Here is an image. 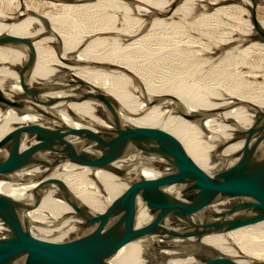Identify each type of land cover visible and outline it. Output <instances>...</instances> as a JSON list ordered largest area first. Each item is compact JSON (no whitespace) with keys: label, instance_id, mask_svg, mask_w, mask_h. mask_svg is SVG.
<instances>
[{"label":"bare ground","instance_id":"obj_1","mask_svg":"<svg viewBox=\"0 0 264 264\" xmlns=\"http://www.w3.org/2000/svg\"><path fill=\"white\" fill-rule=\"evenodd\" d=\"M23 1L13 2L16 12L12 8L6 12L0 11V36L22 38L31 45L30 49L0 46V141L15 133L41 129L57 132L54 135L56 137L61 136L64 131L89 136L116 131L111 114L97 100L76 101V97L83 95V92L72 87L61 89V84L84 87V93H93V90L101 92L121 126L149 128L164 133L175 142L187 159L211 176L224 173L255 134H264V117L259 115L260 111H264V94L256 92L257 96L254 97V94L252 97L243 92V86L248 80H245L246 77H264V59H259L257 65L250 63L255 55L264 54V41L257 40L259 34L251 22L252 11L264 5V0H236L239 7L248 8L249 19L246 24H239V21L238 26L229 33L226 31L227 37L218 40L212 47L208 45V55L197 62L195 70L187 72L186 69L182 71L181 68L179 70L173 67L177 70L172 71L165 82L161 80V84L156 81L158 78H153L155 72L152 75V71H148L149 66H145L146 63L151 67L159 66L161 62L177 60L175 55H178L177 58L180 55L187 58V54L194 51L180 47H189L187 41V44L184 41V44H180L177 39L155 40V35L160 34L156 32L167 27H178L179 24L175 20L170 22V19L183 10L186 12L195 2L205 1L208 5L217 6L219 2L227 0H183L176 7L179 0H159L151 9L148 8L153 3L144 8L148 3L145 2L146 5L142 7L141 3L138 5L140 0L129 1L131 3L126 0L47 2L53 7H61V1L71 2L64 3L65 6L62 7L75 18L84 17L81 24L86 26L84 29L80 27L83 29H80V37L68 31V27L64 25L66 22L62 24L56 18L44 16V25L32 14L37 10L26 7ZM109 9H118L126 16V24L121 26L123 28H117L114 24L109 27L105 23L106 27L101 24L104 22H91L102 11ZM228 10V6L223 5L212 11L213 14L209 10L208 14L210 18L211 15L212 18L217 16L216 14H226L228 17ZM165 13L168 15L159 16ZM203 14L202 17L205 18L206 13ZM105 15L108 16L106 13ZM135 15L144 18L138 19ZM217 17L221 18L219 15ZM222 18L220 21L224 20ZM214 21L216 17L212 23ZM220 21H217L220 24H215H223ZM258 22L259 28L264 31V24L259 20ZM207 25L204 24L206 28ZM107 31L120 36L113 39L97 36ZM173 34L176 35H171ZM93 36L97 37L91 40ZM120 41L125 43L124 46H121ZM70 44L76 46L71 48ZM155 45L158 47L154 48ZM202 46L206 48L204 44ZM141 57L146 59L145 64L139 61ZM217 59L218 62H215ZM174 62L170 66L166 65L167 70ZM230 63L236 66L234 73L227 71ZM187 66H190L189 63ZM26 67H29L27 81L40 90L33 91L25 84L22 73ZM169 72L167 71L168 74ZM227 80L231 83L227 84ZM3 98L9 99L11 103L3 102ZM16 99H19L21 106L15 104ZM186 115L194 116V121L185 117ZM257 121L260 123L258 132ZM197 137L204 138L205 141L197 140ZM61 148L70 149L68 144ZM20 155L21 152H14L8 161H17ZM98 155L100 152L93 153V156ZM130 169L133 177L128 174L127 170ZM167 170L168 165L161 151L150 143L127 161L112 152L97 165L59 162L42 168L29 164L6 177H0V194L19 207H25L32 201L33 190L38 185L60 184L70 191L81 208L102 216L123 203L146 195L139 189L138 179L152 185ZM118 171L120 175L116 173ZM42 173L45 176L41 179L39 176ZM233 205L232 198L217 197L203 203L184 219L187 222L215 220V214ZM178 212L179 210L169 212L166 220H175ZM76 215L63 195L57 189L50 188L40 192L33 207L23 215V220L40 248L54 250L81 233L83 221ZM10 242L11 231L0 220V244ZM97 259L107 264H219L222 260L229 264H260L264 263V218L225 233L204 237H134L123 232L98 254Z\"/></svg>","mask_w":264,"mask_h":264},{"label":"water","instance_id":"obj_2","mask_svg":"<svg viewBox=\"0 0 264 264\" xmlns=\"http://www.w3.org/2000/svg\"><path fill=\"white\" fill-rule=\"evenodd\" d=\"M182 1L179 0L175 7ZM32 14L46 22L44 16L37 12ZM251 16L259 34L257 40L264 41L257 10H253ZM0 46L31 48L28 40L13 36H0ZM28 69L26 67L22 73L25 84L33 91L40 90L27 81ZM67 87L83 92V95L76 97V101L97 100L111 114L116 131L91 136L64 131L56 137L54 135L57 132L41 129L9 135L0 141V177H6L29 164L42 168L59 162L97 165L112 152L127 161L150 143L161 151L168 170L152 185L138 179V187L146 195L123 203L102 216L81 208L70 191L60 184L38 185L33 190L32 201L25 207H19L0 194V220L11 231V242L0 244V264H107L98 260L97 256L123 232L134 237H204L225 233L264 218V134H255L224 173L211 176L187 159L175 142L164 133L149 128L121 126L101 92L93 90V93H84V87L70 84H61L60 88ZM2 101L11 103L6 98ZM14 102L17 106L22 105L19 99ZM259 115L264 117V111H260ZM185 117L194 120L192 115ZM259 126L257 121V132ZM64 144H68L70 149L61 148ZM17 151L21 152V157L17 161H8L11 154ZM94 152H100V155L93 156ZM127 171L133 177L131 169ZM116 173L121 174L119 171ZM44 176L42 173L39 178ZM50 188L57 189L63 195L83 224L79 235L57 249L44 250L31 237L23 215L33 207L40 192ZM222 196L232 198L234 205L215 214V220L187 222L184 219L203 203ZM173 210H179L177 218L167 221L166 215ZM219 264L229 263L222 260Z\"/></svg>","mask_w":264,"mask_h":264},{"label":"rangeland","instance_id":"obj_3","mask_svg":"<svg viewBox=\"0 0 264 264\" xmlns=\"http://www.w3.org/2000/svg\"><path fill=\"white\" fill-rule=\"evenodd\" d=\"M2 0H0V11H4V12H6V11H9V9L10 8H12L13 10V12H16V10L14 9V7H13V5L16 3V1H20V0H12V1H4L3 0V3L1 2ZM50 1H52V0H24L23 1V4L24 5H26V7H30L31 9H33V10H37V11H35V12H38V14H40V15H42V16H45V17H53V18H56V19H58L61 23L62 22H66V23H64V25H65V27H68L67 29H68V31L69 32H74L73 34L76 36V37H80L81 35L80 34H82V32H80L81 30H83L84 28L83 27H85L86 25L85 24H81V22H83L84 21V17H82V16H77V18L79 19H77V18H75L73 15V17L71 16V14L69 13V12H67L66 11V9H64L62 6H65L64 5V3L65 4H67V3H71V2H69V1H61L60 3H61V7L59 6V7H53V6H51V4H49V3H47V2H50ZM124 2H125V0H123ZM128 1V3H131V2H129V1H132V0H126V2ZM141 1V2H140ZM140 1H138L139 2V4H138V2H136V1H134V3H137L138 5H141L142 7H144V5H146V3H148V5H146L144 8H148V6H151V4H152V6L151 7H149L148 9H151V8H153L154 7V4L156 3V2H158L159 0H140ZM142 1H144V2H142ZM150 1V2H149ZM10 2H11V4H10ZM13 2H15V3H13ZM54 2H58V1H54ZM146 2V3H145ZM6 3V4H5ZM9 3V4H8ZM141 3V4H140ZM149 3H150V5H149ZM221 3V4H220ZM223 3H225V4H223ZM235 3V4H234ZM3 4V5H2ZM63 4V5H62ZM195 4V5H194ZM205 4V5H204ZM3 7H2V6ZM7 5V6H6ZM228 6V9L230 10H228V13H227V15H228V17H226V14H216L217 16L219 15L221 18H222V15H223V18L222 19H224V20H222V21H220L221 20V18H218L217 16H215L214 15V17L212 18V16L213 15H211V14H213V12L212 11H214L215 9H217V8H219V7H222V6ZM231 5H232V7H231ZM192 6V7H191ZM230 6V7H229ZM205 7V8H204ZM210 8V9H209ZM214 8V9H213ZM231 8V9H230ZM2 9V10H1ZM190 9V10H189ZM189 11L188 10H186V12L184 11H181L179 14H177V15H175V16H173L171 19H170V22H174V20L177 22V24H179L178 25V27H176V28H170V27H167V28H163V29H160V30H158V31H160V32H156V34L157 33H160L159 35L157 34V36L155 35V40L157 39V40H163L164 39V41L165 40H176V41H180V44H184L183 43V41L185 42V44H187L186 43V41L188 42V46L189 47H185V46H180L181 48H184L185 50H187V51H196L195 53L193 52V53H189V54H187V55H185V56H187V58L186 57H180L179 56V58H177L178 57V55L176 56L175 55V59H177V60H174L173 61V59H172V61H170V62H165V63H159V66L160 65H163V66H160V68L162 69V67H163V70H161L160 68H159V66L157 65V66H152L153 67V69H154V71H153V69H152V67H151V65H149L148 63H146L145 61H146V59L144 58V57H141V58H139V61H141L142 63H146V65L145 66H149L148 68H149V70H148V68H147V70L148 71H152V75H153V72H155L156 73V75H155V73H154V79L155 78H158V79H156V81L158 82V83H162V82H165L166 81V78L170 75V73L172 72V71H176L177 69H175V68H179V70H180V68H181V70L182 71H186L187 70V72L188 71H193V70H195V65L197 64V62H200V61H202L203 59H205L206 58V55H208V52L210 51V49H209V46L208 45H210V47H212L214 44H216V43H218V40H220L221 41V39L222 38H224V37H227L228 36V33L233 29V28H235L236 26H238V23H239V21H240V23L239 24H246V22L248 21V17H249V13H248V8L246 7V6H241V7H239L238 5H237V3H236V0H227V1H224V2H219L218 4H217V6L216 5H208V3H206L205 1H199V2H195V3H193V4H191L190 5V7H189ZM204 9V10H203ZM213 9V10H212ZM237 9V10H236ZM113 10V11H112ZM116 11H114V9H109V10H107V11H102V13L104 14H102L101 13V15L100 14H98V17L95 19V18H93V19H91L92 21L91 22H95V23H99L100 24V22H104V24L103 23H101L102 25H105V23H106V25L107 26H109L110 27V24H112L111 26H113V24L117 27V28H123V27H121V26H123V24H126V21L125 20H127V18H126V16L123 14V12L122 11H120V10H118V9H115ZM209 10H210V12H211V18H210V16H209V14L208 13H210L209 12ZM239 10H242V11H239ZM245 10V11H244ZM257 17H258V20L260 21V22H262L263 24H264V5L262 4L260 7H258L257 9ZM113 13V15H114V13L118 16H116V15H112V13ZM65 13V14H64ZM105 13L106 14H108V16L107 15H105ZM170 13V12H169ZM185 15H184V14ZM203 13H206L205 14V18L204 17H202L204 14ZM97 14V13H96ZM110 14V15H109ZM166 14V15H165ZM165 14H162V15H159L160 17H163V16H167L168 15V13H165ZM231 14H233L232 16H234V17H232L231 16ZM238 14V15H237ZM240 14H241V16H240ZM246 14V15H245ZM66 15V16H65ZM112 15V16H111ZM124 17H123V16ZM230 15V16H229ZM236 15L238 16V18L236 17ZM71 16V17H70ZM100 16V17H99ZM136 16V18H144V17H142V16H138V15H135ZM198 16V17H197ZM207 16V17H206ZM112 17H113V19H112ZM116 17H117V19H116ZM121 17V18H120ZM181 17H182V19H181ZM199 17H201L203 20H201V18H199ZM216 17V21H214L213 23H212V21L214 20V18ZM225 17V18H224ZM232 17V18H231ZM244 19H243V18ZM116 20H115V19ZM177 18H179V19H177ZM210 18V19H209ZM226 18H228V20H226ZM234 18L235 19H237L236 21L234 20ZM241 20H240V19ZM74 19V20H73ZM95 19V20H94ZM125 19V20H124ZM185 19H186V21H185ZM199 19V21H196V20H198ZM207 19V20H206ZM209 19V20H208ZM233 19V20H232ZM239 19V20H238ZM76 20V21H75ZM172 20V21H171ZM180 22H179V21ZM227 21V23H226V21ZM229 20L231 21V22H229ZM108 21V22H107ZM110 21L112 22V23H110ZM193 21H195V22H193ZM201 21V22H200ZM203 21V22H202ZM207 21H209L210 23H208ZM217 21H220V22H223V24H221V25H219L220 23L219 22H217ZM236 23H235V22ZM243 21V22H242ZM79 22V23H78ZM183 22V23H182ZM219 23V24H215V23ZM225 22V23H224ZM251 22H252V20H251ZM60 23V24H61ZM78 23V24H77ZM108 23H109V25H108ZM182 23V24H181ZM229 23V24H228ZM231 23V24H230ZM232 23H234L233 25H232ZM43 24L44 25H46L44 22H43ZM63 24V23H62ZM83 25V26H81V25ZM191 26H190V25ZM200 24H202V25H200ZM204 24H208L207 25V27L208 28H206L205 26H204ZM225 24V25H224ZM236 24V25H235ZM58 25V24H57ZM68 25V26H67ZM105 25V26H106ZM185 25V26H184ZM188 25H189V27H188ZM198 25H199V27H198ZM209 25H211L212 27H210ZM215 25V26H214ZM224 25V26H223ZM227 25H230V26H232V27H230V26H227ZM71 28H70V27ZM106 26V27H107ZM181 26V27H180ZM225 26H227V28L225 27ZM77 27V28H76ZM83 28V29H81V28ZM184 27V28H183ZM192 27V28H191ZM205 27V28H204ZM225 27V28H224ZM230 27V28H229ZM180 28H182L181 30H180ZM219 28V29H218ZM79 29V30H78ZM81 29V30H80ZM178 29V30H177ZM186 29V30H185ZM199 29H201V30H199ZM212 29V30H211ZM222 29L224 30V31H222ZM225 29H227V30H225ZM180 30V31H179ZM207 30V31H206ZM221 30V31H220ZM191 31H193V32H191ZM226 31L228 32V33H226ZM181 32V33H180ZM183 32V33H182ZM203 32H205V34H203ZM208 32V33H207ZM223 32V33H222ZM80 33V34H79ZM105 34H103V35H100V34H98L97 36L98 37H100V38H109L110 39V37H112V39H113V37L114 38H117L116 36H118L119 34H115L114 35V33L115 32H113V34H112V32L111 31H107V32H104ZM112 35H110V34ZM172 33H175L176 35H174V37H173V35H171ZM196 33V34H195ZM226 33V34H225ZM167 34V35H166ZM169 34L171 35V36H169ZM200 34V35H199ZM208 34V35H207ZM210 34V35H209ZM220 36H222V37H220ZM108 35V36H107ZM205 35V36H204ZM214 35V36H213ZM217 35V36H216ZM97 36H93L92 38H91V40L92 39H94L95 37H97ZM120 36V35H119ZM176 36H178V38L176 37ZM186 38H185V37ZM196 36V37H195ZM210 36V37H209ZM197 37H199V38H197ZM90 38H89V40L88 41H90ZM162 38V39H161ZM174 38V39H173ZM203 38L205 39V40H203ZM210 40H209V39ZM220 38V39H219ZM111 39V40H112ZM213 39V40H212ZM202 42H201V41ZM216 40H217V42H216ZM192 41V42H191ZM194 41V42H193ZM121 42V46L123 45L124 46V42L122 43V41H120ZM200 42V43H199ZM204 42V43H203ZM215 42V43H214ZM193 43V44H192ZM195 43H197L196 45H195ZM210 43V44H209ZM192 44V45H191ZM202 44H204V47H206V48H203V46L201 45V47H200V45ZM71 46V48H73V45L74 46H76V44H70ZM191 45V46H190ZM154 48H156V47H158L157 45H155V46H153ZM194 47V48H193ZM111 48H114L115 49V47H114V45L112 46L111 45ZM189 50H188V49ZM191 48V49H190ZM197 50H196V49ZM201 48V49H200ZM206 49V50H205ZM197 51H199V53L197 52ZM205 55V56H204ZM181 58H183L182 59V61H184L186 64H184L182 61H181ZM145 59V60H144ZM178 59H180V60H178ZM259 59H264V54H257V55H255L254 57H253V59L252 60H250V63L251 64H253V65H257L259 62H260V60ZM190 60H191V63H190ZM218 60L219 59H217L215 62H218ZM176 61H177V63H176ZM179 61V62H178ZM196 61V62H195ZM171 62H174V63H172L173 64V66L172 67H170V68H168V70H167V66L166 65H169V64H171ZM180 62H182V63H180ZM192 62H194V64H192ZM178 63H180V65L181 64H183L182 66L183 67H185V68H183L182 66H180V65H178ZM188 63H189V65L190 66H187L188 65ZM151 64V63H150ZM153 64V63H152ZM165 64V65H164ZM174 65H176V66H174ZM178 65V66H177ZM193 65V66H192ZM144 66V67H145ZM166 66V67H165ZM170 66V65H169ZM168 66V67H169ZM192 66V67H191ZM231 66H232V68H231ZM151 67V68H150ZM157 67V68H156ZM173 67H175V68H173ZM187 67H189L190 69H187ZM106 68V67H105ZM156 68V69H155ZM165 68H166V70H165ZM174 70H173V69ZM158 69H160V70H158ZM184 69V70H183ZM186 69V70H185ZM157 70H158V73H157ZM236 70V66L234 65V64H231L230 63V66L229 67H227V71L229 72V73H234V71ZM107 71H109V70H107ZM167 71L169 72V74L167 73ZM232 71V72H231ZM161 74H160V73ZM159 75V76H158ZM249 81H248V80ZM253 79V80H252ZM263 79V80H262ZM159 80H160V82H159ZM161 80H162V82H161ZM245 80H247L246 81V86L244 85L243 86V92H244V94H246L247 96L249 95V96H252V95H254V97L255 96H257L256 94L257 93H261V94H259V95H262V94H264V90H262V89H264V77H257V78H253V77H246L245 78ZM256 80V81H255ZM227 82V84H229V83H231L230 82V80H227L226 81ZM229 82V83H228ZM223 83H225V82H223ZM261 83H263L262 85L263 86H260L259 87V84L261 85ZM254 87H253V86ZM219 86V85H218ZM250 87V90L248 89ZM222 89L221 90H223V87H221ZM253 88H254V90L255 91H253ZM258 88V89H257ZM261 88V90H259ZM257 92V93H256ZM249 93V94H248ZM258 95V96H259ZM253 97V96H252ZM257 98V97H256ZM258 99V98H257ZM192 122L194 121V120H191ZM193 124H195L196 125V123L194 122ZM202 138H200V137H197V140H201ZM202 141H205V139L203 138L202 139Z\"/></svg>","mask_w":264,"mask_h":264}]
</instances>
